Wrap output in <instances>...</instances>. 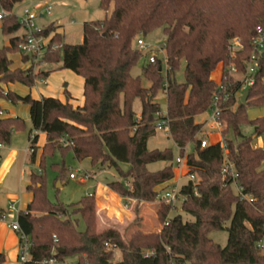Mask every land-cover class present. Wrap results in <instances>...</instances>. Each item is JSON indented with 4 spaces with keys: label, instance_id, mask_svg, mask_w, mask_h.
<instances>
[{
    "label": "trees",
    "instance_id": "1",
    "mask_svg": "<svg viewBox=\"0 0 264 264\" xmlns=\"http://www.w3.org/2000/svg\"><path fill=\"white\" fill-rule=\"evenodd\" d=\"M22 1L0 0V7L8 12L0 20L4 34L21 28L11 11ZM98 5L105 11L112 5V10L103 19L82 24L81 43H64L53 23L43 27L44 34H52L51 42H63L61 49H47L41 57L52 64L50 70L34 71L32 63L26 69H12L9 55L19 53L22 37L9 38L0 48V99L28 106L32 158L37 132L45 133L40 161L59 150L71 151L78 162L88 159L92 167L107 164L119 179L106 186L126 198L156 201L155 187L174 177L176 158L184 157L187 174L194 180L187 178L180 185L184 197L180 207L193 220L185 221L180 214L169 218L160 229V244L146 254L149 248L125 243L116 229L97 230L94 193L69 205L51 203L44 177L31 174L26 190L32 199L17 213L20 231L30 243L24 264L48 259L61 263L72 255L76 256L74 264H264V149L253 145L264 130V118L249 119L246 113L248 107L264 104V49L256 57L253 82L244 89L248 91L244 103L240 102L241 83L227 70L233 64L237 74L246 71L257 27L264 34V0H100ZM159 28L165 35V67L159 58L154 63L147 60L140 75L132 76V68L143 55L134 39ZM233 38L238 39L240 48L231 57ZM218 64L221 73L216 81L211 73ZM182 66L183 81L179 82L176 75ZM57 69H69L83 78L82 106L69 103L66 90V101L61 102L53 97L21 96L2 86L20 83L32 87L37 79ZM161 89L178 156H173L171 148H147L148 139L156 132L160 104L155 98ZM225 92L228 96L223 100ZM215 94L219 96L221 141L200 147L196 135L202 124L195 117L208 110ZM136 101L139 111L134 107ZM246 124L253 127L250 136L240 130ZM23 128L18 116L0 118V146L9 143L14 129ZM229 131L233 138L227 137ZM190 144L193 147L186 149ZM225 161L232 163L234 178L229 174L223 177ZM157 162L163 165L151 170L149 165ZM63 168L64 164L60 173ZM236 185L253 200L240 199ZM99 199L97 211L103 218L105 203H114L103 191ZM79 219L84 230L78 229ZM110 219L115 223L119 218ZM223 228L227 242L220 246L208 233ZM105 243L120 251L118 261ZM4 261L5 254L0 252V264Z\"/></svg>",
    "mask_w": 264,
    "mask_h": 264
},
{
    "label": "rangeland",
    "instance_id": "2",
    "mask_svg": "<svg viewBox=\"0 0 264 264\" xmlns=\"http://www.w3.org/2000/svg\"><path fill=\"white\" fill-rule=\"evenodd\" d=\"M99 2L100 0H23L20 3H16L13 6V9L11 11L12 14L15 16L19 17L23 11V9L28 8L32 9L33 5L35 3H39L41 6H46L50 5L51 7V15L50 16H45L43 20L37 19L35 22L38 26L48 22V23H53V22H60L62 27L64 28V43L67 44H76L81 40V35H82V24L87 21H93V20H100L105 18L107 15L112 10V5H110L108 11H105L99 7ZM1 9V7H0ZM8 14V12H5V16ZM46 15V14H44ZM51 21V22H50ZM2 21H0V48L6 45L9 41V38L13 37L14 34H20L21 28L14 34L11 35H6L2 32ZM137 38V37H136ZM134 39V45L135 40ZM144 42L149 45H154V46H161L164 41H165V35L162 32V30L156 29L149 33L146 36H142ZM234 39V38H233ZM231 39L230 42L233 40ZM18 54L13 53L10 54L9 57L12 55ZM154 54L156 58H159L163 60V55H165L163 50H154V51H148L143 53L142 57L138 61L135 67L132 68L131 70V75L132 76H137L140 75L141 73V68L142 66L147 62L148 56ZM15 60V57L13 56L12 58ZM20 61L23 63L22 69H26L30 67V63L28 61H23L22 56L20 55L19 57ZM16 62V61H15ZM40 65L37 66V68L34 69V71H37ZM165 67V64H163ZM50 67H53L52 64H50ZM18 68V67H12ZM34 68V67H33ZM182 68L177 72L176 78L179 82L183 81V74H182ZM165 70V68H164ZM220 73H221V66L218 64L217 67L214 69V71L211 73V78H213L216 81H219L220 79ZM40 79H37L35 82H39ZM143 86H147L148 83L146 81H142ZM4 85V84H3ZM2 85V86H3ZM17 85H20L21 88L28 89V87H25L24 85L18 83ZM62 86V85H60ZM17 92H20L21 89L17 88ZM28 92V91H27ZM58 94V93H55ZM24 96V95H23ZM155 101H157L160 104V111L162 113H166V96H165V91L160 90L155 98ZM9 105L14 106L16 112L20 115L19 117L22 118L24 122V128L19 129V130H13V135L10 137L13 139V141L16 142V144H21L23 145L24 142L26 144V138H27V133L28 129L30 127V122L29 119L23 118L24 114L27 116V105L17 102L15 104L7 101L6 99H0V109L6 110L7 112V107ZM135 110L139 111V103L136 101L134 104ZM204 116H208L207 122H206V129L207 127H215V131L217 130V127L215 126L213 120L209 117H211V114L209 111L203 112ZM247 116L249 119L257 118V117H263L264 118V104L261 106H256V107H248L246 110ZM260 113V114H259ZM261 115V116H260ZM139 116V115H137ZM204 116H197V120L200 121L202 117ZM209 130V129H208ZM240 130L243 134L245 135H252L253 134V127L251 125H241ZM204 132L206 135V140L210 141L211 136H208L207 130H201ZM215 131L212 132V134H215ZM200 135H196L197 138H199ZM228 138L232 137L233 138V133L232 131H229ZM214 138V137H213ZM10 141L8 144H10ZM261 141L262 143V148L264 149V130L263 132L254 139V142L257 143ZM4 144V146L8 145ZM193 146L190 144L188 145V148H192ZM147 148L148 149H163V148H171L173 151V156H178V150L175 148L173 141L171 140L170 136L165 135L164 130H159L156 129V132L153 136H151L148 141H147ZM21 160V157L19 156L17 158V163L16 166L18 165V162ZM64 164V170L60 173L59 168ZM163 164L161 162L153 163L149 165V168L151 170H156L160 168ZM40 169H41V176L44 177L45 180V191H46V196L48 200L51 203H61L63 205H69L72 203L77 202L80 200L83 196L87 194H92L95 193V187L97 185V181H104V180H117L119 179V176L115 172V170L111 167H109L107 164L99 165L98 170H103L101 174L97 173V176L94 178H83L84 182L80 181V178L83 175V169H87L91 172H96V167H92L89 163V161H80L78 162L73 158V155L71 151H67L65 153L60 152L59 150H55L51 155L46 154L43 158L42 161L39 163ZM123 169H125L127 166L126 165H121ZM38 165L32 164L29 159L26 160V173H33L38 175ZM178 167L174 168V173L177 176V171L175 170ZM74 174V178H69L70 174ZM174 178V177H173ZM172 178V179H173ZM187 180L186 176H182L180 181L178 182V185L180 186L182 183H184ZM60 182V186L58 187V183ZM109 182V181H108ZM174 182V181H173ZM172 183V182H170ZM174 185V184H170ZM156 190V187H155ZM113 191V190H112ZM157 191V190H156ZM104 193L109 197V199L114 203V205L118 204L117 200L119 199L117 196H114L107 190H103ZM114 192V191H113ZM116 193V192H114ZM119 195L118 193H116ZM121 196V195H119ZM124 197V196H122ZM126 198V197H124ZM130 199V198H129ZM155 202V201H154ZM124 204V202H122ZM153 203V202H151ZM181 201H178L173 208H170L166 204L163 203L161 206L162 208L169 207L171 211H169L168 214V219L171 218L172 216L176 214H180L185 221H192L193 217L181 210L180 207ZM95 216H96V228L99 231V218L96 215L95 211ZM15 217V214L10 216V219H13ZM159 220L162 221L161 215L158 216ZM168 219H165L167 221ZM141 217H138V213L134 215V220L132 222L140 221ZM105 221V225H103L107 229L110 226L115 227V223H109L107 220ZM164 221V222H165ZM131 222V223H132ZM160 224V222H159ZM229 222L227 221L225 223V227H227ZM110 225V226H108ZM163 225V224H162ZM161 225V227H162ZM78 229L79 230H84L85 225L84 222L79 219L78 220ZM118 227V226H116ZM160 225L157 223H154L153 225L150 224V226H146L145 231L142 233L141 236L137 238H131L129 239V233L127 230L125 231V228L118 227V228H111V229H116L118 233L120 234L122 240L125 243H132V244H138L143 247L149 248V250L145 251L146 254L151 252L152 247L151 245L155 244L157 241V236L159 235L158 233V228ZM101 230V231H102ZM160 232V231H159ZM208 237L212 239L215 243L219 244L220 246H225L227 242V231L225 228L219 229V230H212L208 233ZM19 240V237H18ZM135 241H143L146 242L148 245L140 244ZM159 242V240H158ZM18 255L20 254L21 247L20 244L18 245ZM113 250V249H112ZM121 258L120 251L118 249L113 250V260L118 261ZM76 261V256H67L63 262L61 263H53V264H74ZM19 264L20 261L18 259Z\"/></svg>",
    "mask_w": 264,
    "mask_h": 264
},
{
    "label": "crops",
    "instance_id": "3",
    "mask_svg": "<svg viewBox=\"0 0 264 264\" xmlns=\"http://www.w3.org/2000/svg\"><path fill=\"white\" fill-rule=\"evenodd\" d=\"M40 5L39 3H35L33 5ZM52 13H50L51 15ZM50 15H43L39 16L38 19L43 20L45 16ZM51 22V21H50ZM48 22L40 25L41 27L47 26ZM54 26L56 27L55 31L57 33H60L62 35V40L64 42V28L60 24V22H53ZM23 35V30L21 29L20 34H14V36H21ZM9 42V41H8ZM82 42V35L81 40L78 43ZM8 44V43H7ZM6 44V45H7ZM20 53L13 55L15 57V60H13V56L11 55L10 58L12 60V67H22L23 63L20 61ZM16 61V62H15ZM221 66V64H219ZM39 69L42 70H50L52 67L48 64H42L39 66ZM236 78L239 76L236 75ZM83 83L84 80L81 76L75 74L69 69H57L49 72L48 76L44 79H40L39 82H35V84L32 87H28V89L21 88L20 85H17L18 83H8L3 85V88L5 90L13 91L21 96L29 94L34 99H39L41 97H53L59 99L61 102H65L66 98L64 96V90L68 91L70 98L69 103H71L74 107L82 106L84 103V97H83ZM62 85V86H60ZM26 87V86H25ZM17 88L21 89L20 92H17ZM28 91V92H27ZM58 93V94H55ZM7 112L0 109V118H6V117H16L20 116L14 106L9 105L7 107ZM27 116L24 114L23 118L29 119V109L27 106ZM208 111V110H207ZM206 112V111H205ZM260 114V113H259ZM204 116V113L199 114L197 116ZM195 117V121L197 123L202 124L201 130H207L208 136H211L210 141H208V144H213L216 142L221 141V135L220 131L221 129H218L215 131V127H207L206 129V122L208 119V116L202 117L200 121H198ZM261 116V115H260ZM210 118V117H209ZM30 129V127H29ZM28 129V130H29ZM209 129V130H208ZM215 131V134H212V132ZM204 133V132H203ZM13 135V131L11 132V136ZM214 137V138H213ZM46 142V136L45 133L37 132V140L35 143V154L34 157H31L32 151L30 150L29 141H28V133L26 138V144L24 142L23 145L16 144L13 139H11L10 144L4 146H0V210H5L9 203H13L18 211L25 210L27 204L32 199L31 192L26 190V186L29 183L30 175L33 173H26V160L29 159L32 164L38 165V175H41V169L39 166L40 163V157L42 154L43 146ZM255 147H261L262 143L261 141L257 143H253ZM262 148V147H261ZM186 149H189L188 146ZM21 157V160L17 163V158ZM84 161H88V159H85ZM177 172V176L174 173V178L161 184L156 187L157 192L163 190V188L170 186V184H178L182 176L187 177V168L185 165H182L175 169ZM83 174L86 175L85 178H94L97 176V173L101 174L103 170H98V166L96 167V172H91L87 169H83ZM70 178V177H69ZM81 182H84L83 175L80 178ZM111 180H100L97 181V185L95 187V211L96 215L99 218L100 227L99 231H101L105 225V221L107 220L109 223H111V219L113 218L115 221L117 220L116 217L119 219L116 221L115 227H112L110 225L109 228H118L122 227L125 228V231L129 233V239L131 238H137L141 236V232L143 233L145 231L146 226H150V224H154L158 222V225L160 227L158 228V233L161 229V225L164 223L165 219H168V214L170 208L168 207H161L163 205L162 202H159L156 200L153 203H145V202H139L135 199H129L124 198L122 196L117 195L114 193L110 188L106 186V183ZM174 181V182H173ZM172 182V183H170ZM60 182L58 183V187L60 186ZM103 190H107L114 196H117L119 199L117 200L116 205H111L109 202L105 203V213L103 215V218H101L98 214L97 207L99 204H101L99 199V193ZM124 202V204L122 203ZM161 205V206H160ZM138 213V217H141L140 221L132 222L134 220V215ZM159 215H161L162 221L159 220ZM15 219V217L13 218ZM12 219V220H13ZM132 222V223H131ZM160 222V224H159ZM118 226V227H116ZM157 241L155 244L151 245L152 247H156L160 244L158 242L159 238L157 236ZM140 244L148 245L146 242L143 241H135ZM18 234L12 230L9 226L8 222L0 221V252L5 254V261L1 264H19L18 262Z\"/></svg>",
    "mask_w": 264,
    "mask_h": 264
},
{
    "label": "built area",
    "instance_id": "4",
    "mask_svg": "<svg viewBox=\"0 0 264 264\" xmlns=\"http://www.w3.org/2000/svg\"><path fill=\"white\" fill-rule=\"evenodd\" d=\"M5 12L2 8L0 9V20L5 16ZM44 14L50 15L51 13V7L50 5L41 6L36 5L32 9L25 8L23 9L21 15L19 17L16 16L18 19L21 29L23 30L22 41L19 44V53L25 57L28 58V62L33 64L34 69L37 68L38 65L45 64L41 57L45 53L47 49H61L63 47V42L54 43L51 42V33L50 34H44L43 33V27L38 26L36 24V20L39 18V16H42ZM135 44L137 48L142 52H148V51H154V50H163L165 43H163L161 46H154L146 44L142 38V35H139L136 38ZM252 44V52L250 55V58L247 62L246 71L242 74H237L235 66L233 64H230L227 68L229 75H238L239 82L241 83V91H243L246 87L250 86L253 82L252 80V73L255 71V65H256V57L258 54H260L264 49V34L262 33L261 29L257 27V35L254 37L251 41ZM240 48L239 41L237 38H234L229 45V54L232 57L234 53ZM162 63L165 64L166 59L165 55H163ZM150 63H154L156 60V56L154 54L149 55L147 59ZM165 87V86H164ZM241 95V94H240ZM227 93L225 92L222 95L223 100L227 99ZM219 96L215 94L212 97L211 104L208 108V111L211 114V119L213 120L215 126L218 129L222 128V125L217 121V115L219 113ZM157 119L155 121V127L159 130H164L165 135L170 136V129L168 125V119L166 118V113H162L161 111L156 113ZM199 140H200V147H205L208 144V141L206 140V135L200 130L198 133ZM63 144H66L67 142L65 140H62ZM182 165H185V158L184 157H177L176 158V167H180ZM186 166V165H185ZM188 172V171H187ZM227 174L231 175L232 178L236 176V173L233 170V165L229 161H225L222 167V175L225 177ZM187 178L190 180H194L193 175L186 174ZM70 178H74V174L69 175ZM86 175L83 174V178H85ZM179 187L178 185H170L168 187L163 188V190L158 191L157 193V199L159 202H162L169 206L170 208H173L175 204L178 201H183L184 197L179 193ZM236 191L238 195L240 196V199L247 200L248 202H251L253 199L247 195L241 192V189L239 186L236 185ZM17 213L18 210L15 207L13 203H9L7 208L5 210H0V221H5L9 223V226L12 230H14L19 237V244L21 247L20 254L18 256V259L21 264H24L26 261H28V249H29V239L20 231V227L17 222ZM15 214V219H10L9 217ZM163 224H167V221H165ZM106 247L110 249H115V247L109 243H105ZM55 261L53 259L43 260L40 262V264H53Z\"/></svg>",
    "mask_w": 264,
    "mask_h": 264
},
{
    "label": "water",
    "instance_id": "5",
    "mask_svg": "<svg viewBox=\"0 0 264 264\" xmlns=\"http://www.w3.org/2000/svg\"><path fill=\"white\" fill-rule=\"evenodd\" d=\"M160 69H161V67H159V70ZM247 96H248V91L247 90H244V92L240 95V102L241 103H244L245 102V99L247 98Z\"/></svg>",
    "mask_w": 264,
    "mask_h": 264
}]
</instances>
